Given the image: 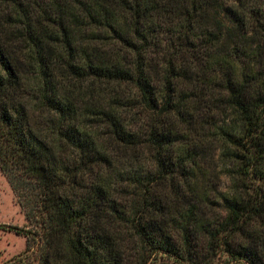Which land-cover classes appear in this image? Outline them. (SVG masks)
I'll return each mask as SVG.
<instances>
[{"label": "trees", "instance_id": "1", "mask_svg": "<svg viewBox=\"0 0 264 264\" xmlns=\"http://www.w3.org/2000/svg\"><path fill=\"white\" fill-rule=\"evenodd\" d=\"M0 170L20 264H264V0H0Z\"/></svg>", "mask_w": 264, "mask_h": 264}, {"label": "rangeland", "instance_id": "2", "mask_svg": "<svg viewBox=\"0 0 264 264\" xmlns=\"http://www.w3.org/2000/svg\"><path fill=\"white\" fill-rule=\"evenodd\" d=\"M214 146L218 147V143L214 142ZM214 156V162H209L212 170L222 171L220 166L217 167L221 164L219 149ZM229 183V179L225 175L221 176L218 183L219 189L227 191ZM13 228L32 229L11 185L0 170V264H20L16 259L27 248L28 239L23 235L16 234Z\"/></svg>", "mask_w": 264, "mask_h": 264}]
</instances>
